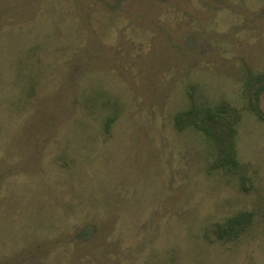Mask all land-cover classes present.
Here are the masks:
<instances>
[{
  "label": "rangeland",
  "instance_id": "1",
  "mask_svg": "<svg viewBox=\"0 0 264 264\" xmlns=\"http://www.w3.org/2000/svg\"><path fill=\"white\" fill-rule=\"evenodd\" d=\"M190 92L240 111V173L176 127ZM254 103L264 0H0V264H264Z\"/></svg>",
  "mask_w": 264,
  "mask_h": 264
},
{
  "label": "trees",
  "instance_id": "2",
  "mask_svg": "<svg viewBox=\"0 0 264 264\" xmlns=\"http://www.w3.org/2000/svg\"><path fill=\"white\" fill-rule=\"evenodd\" d=\"M21 68H23V66H21ZM32 78L33 76L31 75L30 90H25V93L21 92L16 100H12L10 103L13 106L11 111L20 112L22 109L17 106H22L23 108L28 104L31 98V91L34 90L35 86L32 83L34 81H32ZM21 85L23 86L22 82ZM189 96L191 100L189 107L175 115L174 120L176 127L179 130L191 128L202 134L203 139L210 148V154L215 157L212 170L218 172L222 170L227 173L235 174L240 173L242 164L237 149L238 124L241 119L240 111L225 100L210 103L206 99H197L192 92H190ZM257 99L258 95L256 97V100ZM252 108L258 118L264 120V112L260 109L258 104L254 103ZM113 120L112 116L106 122L108 129L113 123ZM253 217V212L241 211L221 224L220 232L221 234L229 233L230 236L238 237L246 228L247 223L253 220ZM220 238H223V235Z\"/></svg>",
  "mask_w": 264,
  "mask_h": 264
}]
</instances>
